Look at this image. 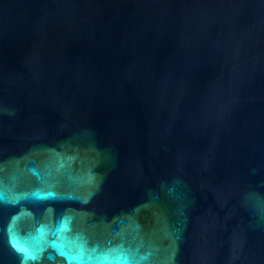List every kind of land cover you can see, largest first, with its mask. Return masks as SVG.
Segmentation results:
<instances>
[{"label": "water", "instance_id": "obj_1", "mask_svg": "<svg viewBox=\"0 0 264 264\" xmlns=\"http://www.w3.org/2000/svg\"><path fill=\"white\" fill-rule=\"evenodd\" d=\"M0 264H264V0H0Z\"/></svg>", "mask_w": 264, "mask_h": 264}]
</instances>
